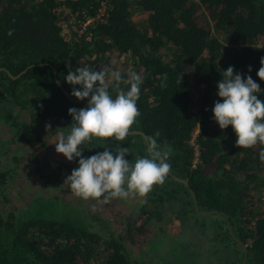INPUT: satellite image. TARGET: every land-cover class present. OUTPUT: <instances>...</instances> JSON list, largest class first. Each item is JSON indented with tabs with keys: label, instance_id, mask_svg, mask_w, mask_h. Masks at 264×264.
Returning a JSON list of instances; mask_svg holds the SVG:
<instances>
[{
	"label": "trees",
	"instance_id": "1",
	"mask_svg": "<svg viewBox=\"0 0 264 264\" xmlns=\"http://www.w3.org/2000/svg\"><path fill=\"white\" fill-rule=\"evenodd\" d=\"M60 10L74 18V38L63 32ZM88 18L79 33L78 22ZM112 49L128 52L144 79L137 102L141 116L130 130L139 132L123 142L94 138L83 155L89 157L97 145H120L134 163L147 155L143 138L157 131L158 143L171 145L165 183L153 186L125 224L131 238L137 228L152 226L143 241L146 250L153 249L149 258L131 259L130 247L113 232L103 235L26 212L20 202L5 208L12 194L19 197L11 187L8 155L7 167L0 165V264H152L154 258L173 264L182 257L190 264H264V145L237 147L232 126L222 130L213 112L215 102H222L217 84L229 66L245 79L251 75L264 100V80L257 75L264 57V0H0V121L17 134L26 131L32 145L40 144L32 128L42 124L67 134L69 109L85 108L88 99L71 95L65 77L84 65L109 68ZM22 114L28 124L19 120ZM34 169L44 176L39 165ZM135 219L142 221L136 225ZM165 223L170 227L158 230Z\"/></svg>",
	"mask_w": 264,
	"mask_h": 264
},
{
	"label": "clouds",
	"instance_id": "2",
	"mask_svg": "<svg viewBox=\"0 0 264 264\" xmlns=\"http://www.w3.org/2000/svg\"><path fill=\"white\" fill-rule=\"evenodd\" d=\"M8 35H13V30H9ZM260 63L257 75L264 80V57ZM222 76L217 84L222 102H215V121L222 130L232 126L237 147L249 149L257 144L264 145V100L258 98L260 85L251 75L245 79L242 74L235 73L232 66L223 71ZM65 79L73 86L71 95L81 101L88 99V104L82 109H69L73 122L67 134L59 132L57 142L53 143L56 152L68 161L79 158V167L72 170L64 184H68L76 196L95 199L101 204L130 195L147 197L154 185H163L171 171L169 158L173 149L171 145L158 143L159 131L155 136L143 138L147 155L137 156L134 163L125 158L129 149L120 145L114 150L104 147L102 153L90 157L83 155L84 147L94 138L114 137L123 142L131 134L130 130L141 116L137 102L144 82L142 75L133 71L124 78L120 71L108 67L94 70L84 65L69 71ZM109 79L113 82L111 88L115 96L109 90ZM122 84L130 87L125 91ZM50 129L51 124H47L46 130ZM260 159L264 162V150L260 152Z\"/></svg>",
	"mask_w": 264,
	"mask_h": 264
},
{
	"label": "rangeland",
	"instance_id": "3",
	"mask_svg": "<svg viewBox=\"0 0 264 264\" xmlns=\"http://www.w3.org/2000/svg\"><path fill=\"white\" fill-rule=\"evenodd\" d=\"M135 13L136 17H139L142 12L137 10ZM58 15L63 25V32L66 33L68 38H74L72 36L74 18H66L61 10ZM81 32L79 29V33ZM111 53L112 55L109 56L110 69L120 71L124 78H127L130 72L135 71L138 73L140 68L134 66L128 52L119 53L112 49ZM187 78H191L190 74ZM190 83V90L193 95L191 102L193 107L197 108L196 86L193 81H190ZM19 120L24 124H28V119L24 114L21 115ZM11 129L10 125L0 121V152H2L3 145L7 144L5 155L2 154L0 158V165H4L6 168L7 164L4 156L12 155L13 160L7 161L8 165L10 164L12 174L14 173L11 187H14L19 196L15 198L12 194L7 206H4L5 208L13 209L20 202L19 205L26 212H35L36 214L40 212L39 215L42 217L73 223L84 229L101 232L103 235L113 232L115 237H121L124 248L130 247L131 259L134 256L149 258L153 249L146 250L143 241L149 237L152 226L145 225L142 229L137 228V232L133 231V233H136L133 234L132 238L125 227L127 221L136 217L139 204L144 197L130 195L128 198H113L110 202L101 204L95 199L85 200L76 196L71 191L70 186L64 184V182L66 177L71 175L72 170L79 167V158L70 162L63 154L56 152L53 143L57 142L55 138H58V135L50 130L46 131L45 124H42L38 128H32L33 137L37 136L40 140V144L32 145V140L27 138L26 131L22 130L17 134L15 128L14 130ZM191 142L193 143V139ZM103 149L104 147L97 145L88 156L95 155ZM32 151L36 154L32 155ZM14 157L22 158L17 161ZM36 165L40 166L44 173L43 177L36 173L34 169ZM27 168L29 171H27ZM135 220L136 225L142 221ZM166 223L165 226L161 225L158 230L165 228L164 231H166L170 227H166ZM189 249L191 247H185L184 251L188 252ZM142 250L144 254H139ZM152 264H158L155 258ZM173 264H190V260L188 257H182Z\"/></svg>",
	"mask_w": 264,
	"mask_h": 264
},
{
	"label": "built area",
	"instance_id": "4",
	"mask_svg": "<svg viewBox=\"0 0 264 264\" xmlns=\"http://www.w3.org/2000/svg\"><path fill=\"white\" fill-rule=\"evenodd\" d=\"M90 20H91V18H88L86 20L78 22V25H79L81 31H83L85 29V26L89 23ZM261 199L264 200V190L261 191Z\"/></svg>",
	"mask_w": 264,
	"mask_h": 264
},
{
	"label": "water",
	"instance_id": "5",
	"mask_svg": "<svg viewBox=\"0 0 264 264\" xmlns=\"http://www.w3.org/2000/svg\"><path fill=\"white\" fill-rule=\"evenodd\" d=\"M20 74V72L17 74V76ZM131 132H139L138 130H132ZM180 180H182V182H184V184H188V182L185 180V179H180ZM192 191V190H191ZM193 197H194V195H193ZM194 199H195V197H194ZM195 205H196V202H195ZM240 242V241H239ZM244 246V245H243Z\"/></svg>",
	"mask_w": 264,
	"mask_h": 264
}]
</instances>
